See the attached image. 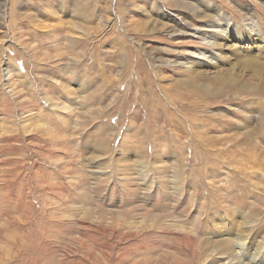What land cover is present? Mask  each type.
<instances>
[{"label": "rangeland", "instance_id": "374dc122", "mask_svg": "<svg viewBox=\"0 0 264 264\" xmlns=\"http://www.w3.org/2000/svg\"><path fill=\"white\" fill-rule=\"evenodd\" d=\"M0 264H264V0H0Z\"/></svg>", "mask_w": 264, "mask_h": 264}, {"label": "bare ground", "instance_id": "6f19581e", "mask_svg": "<svg viewBox=\"0 0 264 264\" xmlns=\"http://www.w3.org/2000/svg\"><path fill=\"white\" fill-rule=\"evenodd\" d=\"M217 32H219V30H216ZM216 33V32H215ZM210 43V42H209ZM211 44V43H210ZM215 44V43H214ZM217 44V43H216Z\"/></svg>", "mask_w": 264, "mask_h": 264}]
</instances>
